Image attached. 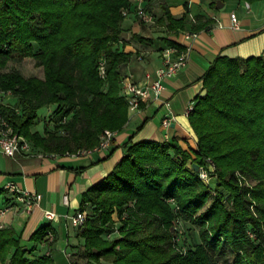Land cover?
Instances as JSON below:
<instances>
[{
  "label": "trees",
  "instance_id": "1",
  "mask_svg": "<svg viewBox=\"0 0 264 264\" xmlns=\"http://www.w3.org/2000/svg\"><path fill=\"white\" fill-rule=\"evenodd\" d=\"M152 3L162 10L167 34L196 31L209 20L197 14L187 26L188 0L182 1L179 17L165 0H144L145 9L151 11ZM123 8L132 11L131 0H0V88L10 89L16 99L0 100V113L41 150L89 148L105 128L116 131L126 122L119 66L131 53L119 43ZM131 37L151 41L140 33ZM15 54L33 56L43 78L3 70ZM201 78L206 93L195 97L187 115L196 148L175 139L128 140L115 167L82 193L80 209L89 203L93 214L80 226L85 253L93 259L84 264H106L101 258L111 264H217L215 256L225 246L233 251L225 264H264V55L242 60L217 55ZM48 104L59 122L44 136L30 132L38 108ZM207 157L215 164L208 185L192 167ZM210 191L213 200L201 211ZM180 215L198 225L199 241L176 248ZM115 229L119 236L101 237ZM47 230L49 224H41L30 239L52 245L56 238H48ZM28 252L12 228H0V264H57L48 253L30 257Z\"/></svg>",
  "mask_w": 264,
  "mask_h": 264
},
{
  "label": "crops",
  "instance_id": "2",
  "mask_svg": "<svg viewBox=\"0 0 264 264\" xmlns=\"http://www.w3.org/2000/svg\"><path fill=\"white\" fill-rule=\"evenodd\" d=\"M165 1L174 17L182 14L183 0ZM210 1L188 0L187 26L190 25L189 19L197 14L209 19L204 27L196 30V36L190 39L183 37V30L175 34H160L155 26L149 27L140 22L133 9L127 13L122 27L128 35L119 43L131 55L119 66L122 77L127 75L135 81H142L147 71L153 72L162 65L160 51L166 46L162 36L179 44H189L190 48L187 61L177 75L163 79L164 88L158 99L142 101L136 111L127 108V120L121 129L114 131L109 148L50 156L48 153L53 152H45L31 141L29 151L14 156L0 151V188L4 189L0 194V228H12L20 243L29 249V255L48 253L59 264L57 257L62 254L68 264L86 263L89 258L85 253L84 236L80 233V226H75L70 217L80 209L82 193L106 176L120 160L123 155L122 144L128 140L175 139L184 148H196V135L184 111L187 104L194 101L202 90L201 76L208 65L217 55L238 60L250 55H264V0H222L220 7H216L215 3L212 5ZM229 11L235 12L237 16L239 26L236 28L231 26ZM132 33H140L151 38V41L132 39ZM2 101L15 102L16 99L15 96L8 99L4 96ZM45 106L51 108L44 115L43 121L40 120V126L34 125L37 131H40L42 125L48 128L52 123V116L48 114L53 110V105ZM168 114L172 116L170 124L162 126L161 120ZM40 152L43 155H37ZM8 183L22 191L39 193L40 198L28 208L25 201L18 199L17 192L6 187ZM84 206L89 214V203ZM45 210L55 212L54 218L45 217ZM112 216L118 224L116 213ZM41 224H49L56 238L52 245L48 244V240L30 239L32 232ZM38 247L42 248L39 253L36 251ZM100 260L106 262L102 258Z\"/></svg>",
  "mask_w": 264,
  "mask_h": 264
},
{
  "label": "built area",
  "instance_id": "3",
  "mask_svg": "<svg viewBox=\"0 0 264 264\" xmlns=\"http://www.w3.org/2000/svg\"><path fill=\"white\" fill-rule=\"evenodd\" d=\"M132 9L136 18L140 22L149 23L154 21V13L145 9L144 0H131ZM122 13L127 15L128 10L123 8ZM229 18L232 27H238L239 22L237 20V16L235 12L229 11ZM194 21V19L192 18ZM197 32L195 30H183L182 35L185 39H190L195 37ZM183 46L181 50L178 49L176 45H166L160 51V56L162 58V65L156 67L153 72L147 71L144 75V79L142 81H135L129 76L125 75L121 79V93L124 96L127 102V108L129 111H136L142 101H148L150 99H158L162 93L164 88L163 79L167 77H173L177 75L180 69L185 65L187 61V54L190 48L189 44L180 43ZM99 73L102 76L104 74V65L103 60L99 61ZM10 94L9 90H3L0 88V100L4 96ZM194 101H190L186 109L184 111L185 115H188L189 111L192 109ZM172 119L171 114L165 115L162 120V126H168ZM65 120V116L62 121ZM114 130L105 128L99 136L98 142L87 149H83L80 152H64L65 154L73 153L80 154L84 152H89L92 150H103L109 148L111 141L113 139ZM31 141L25 137L23 134L15 131L11 125V123L0 113V151L8 156H14L16 153L22 151H29L31 149ZM37 155H43L41 152L37 153ZM50 156L56 155V153H48ZM215 172V164L212 159L209 157L204 159L202 165L198 166V176L200 180L208 185L211 183L214 178ZM6 187L14 192L18 193V199L25 201L28 208L30 205L37 201L40 198L39 193H29L27 191L20 190L17 186L12 183H8ZM168 201L174 203V199L168 198ZM175 208H178L175 206ZM45 217L52 219L55 216V212L52 210H45ZM86 211L82 209H78L75 211L73 215H71V222L75 226H81L86 218ZM177 229V224L174 226ZM114 232V231H113ZM110 236L111 233H107ZM46 236L51 238L52 233L50 230L46 231Z\"/></svg>",
  "mask_w": 264,
  "mask_h": 264
},
{
  "label": "rangeland",
  "instance_id": "4",
  "mask_svg": "<svg viewBox=\"0 0 264 264\" xmlns=\"http://www.w3.org/2000/svg\"><path fill=\"white\" fill-rule=\"evenodd\" d=\"M150 10H151L152 13H154L153 14L154 15V21L153 22H149V23H144V24L148 25L149 27L155 26V29H157L156 31L157 32L159 31L158 33H160V34L161 33L167 34L165 21H164V17L162 16V10H161L160 6L158 4H156V3H152V7L150 8ZM124 16H126V15H124ZM190 20H192V19H190ZM13 68L18 69L20 71V73L23 74L24 76H37V77L43 78L42 66L35 64V58L33 56L27 55V56L19 57V55H17V54L13 55L12 57H10L8 59V61L6 63V66L3 68V70H8L9 71L10 69H13ZM120 88H121V86H120ZM12 96H13L12 94H8L7 96H5V98L8 99V97L11 98ZM50 108H51L50 106L48 107V106H45V105H43V106L38 108L37 115L39 117H38V119H35L33 124L30 126V129H29L30 132L36 131L40 135L44 136L45 134H47L48 132L53 130V126L55 124H57L59 121H58V116L57 115H53L52 111H51V113L48 114V116H52V123L50 124V127L45 128V126L42 125L40 131H37L35 129V126H34L35 124H36V126L38 125V127L40 126V120L43 121L44 115L47 113L48 109H50ZM83 149H87V148L81 147V148H77L75 150L66 149V150L62 151L61 153H64L66 151L77 153V152L82 151ZM54 153H56V152H54ZM246 184L250 185V184H253V183L249 182V181H246ZM213 197H214V193L210 191L208 199L205 202V204L203 205L204 207L201 208V211L206 209L207 207H209V204L213 200ZM231 203L232 202H230V203L228 202V204H231ZM171 204L174 207V210L177 211L179 207L177 205H175V204L173 205V203H171ZM175 206H177L178 208H175ZM250 209L252 210V212H254V209H253L252 205H250ZM114 213H116V212H114ZM89 214H91V212ZM91 216H93V214H91ZM175 221H177L176 222L177 231L179 232L178 238L175 237V240H177V242H178L176 248H178L181 245H184V247H187L188 245H191L194 242L199 241V235H197L199 227H198L197 224L191 222L184 215H180V217L179 216L176 217ZM116 224L117 223H114V225H113V226H115V228L118 227V225H116ZM107 233L108 232L102 234L101 237L103 239H112L115 236H119L117 231H116V229H115L114 232H111L109 237H108ZM36 251L39 253L40 251H42V248L38 247ZM35 256H37V255H35ZM30 257H34V256L30 254ZM102 259L105 260L107 263L111 264V262L108 261L107 259H104V258H102ZM215 259H216L217 264H225L227 262H231L232 259H233V251L231 250V248L229 246H225L223 248V250L215 256ZM89 260L93 262V259L90 258ZM57 261L59 262V264H68L67 258L64 255H62V254H58ZM106 262H104V263H106Z\"/></svg>",
  "mask_w": 264,
  "mask_h": 264
},
{
  "label": "water",
  "instance_id": "5",
  "mask_svg": "<svg viewBox=\"0 0 264 264\" xmlns=\"http://www.w3.org/2000/svg\"><path fill=\"white\" fill-rule=\"evenodd\" d=\"M222 4H223V1L222 0H216L215 1V6L216 7H220V6H222ZM122 35L125 37V36L128 35V32L124 30L122 32ZM205 93H206V88L203 87L202 90L199 92V95L200 96H203V95H205ZM192 165H193L192 167H194V170H198V164L197 163L193 162ZM82 229H83V227L81 228V230Z\"/></svg>",
  "mask_w": 264,
  "mask_h": 264
}]
</instances>
